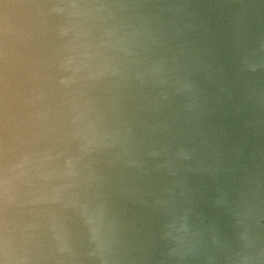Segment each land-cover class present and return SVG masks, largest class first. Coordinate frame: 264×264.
<instances>
[{"label":"clouds","instance_id":"clouds-1","mask_svg":"<svg viewBox=\"0 0 264 264\" xmlns=\"http://www.w3.org/2000/svg\"><path fill=\"white\" fill-rule=\"evenodd\" d=\"M0 264H264V0H0Z\"/></svg>","mask_w":264,"mask_h":264}]
</instances>
